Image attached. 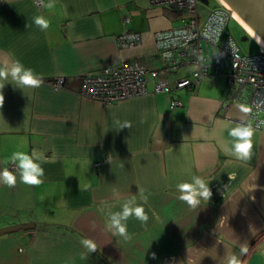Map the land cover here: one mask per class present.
I'll list each match as a JSON object with an SVG mask.
<instances>
[{"label":"crops","instance_id":"0c3cea01","mask_svg":"<svg viewBox=\"0 0 264 264\" xmlns=\"http://www.w3.org/2000/svg\"><path fill=\"white\" fill-rule=\"evenodd\" d=\"M185 16L148 0H43L40 8L0 0V69L18 60L43 80L38 88L0 81V170L14 165L17 177L13 188L0 182V227L34 224L0 235V264H229L233 256L264 264V133L251 128L249 158H238L229 133L244 126L235 119L245 109L222 107L227 82L224 89L218 75L153 93L149 81L148 94L108 104L79 95L84 73L132 59L158 67L155 33ZM126 32L141 42L120 47ZM60 76L64 85L54 88ZM173 99L181 104L171 107ZM16 151L41 165V184L20 182L9 159ZM201 183L208 199H180L178 185L200 192ZM125 205L142 207L146 219H121V234L112 217Z\"/></svg>","mask_w":264,"mask_h":264},{"label":"built area","instance_id":"2783aa9c","mask_svg":"<svg viewBox=\"0 0 264 264\" xmlns=\"http://www.w3.org/2000/svg\"><path fill=\"white\" fill-rule=\"evenodd\" d=\"M41 7L43 0H33ZM150 5L172 7L184 13L185 19L176 27L155 33V50L159 66L151 68L136 59L120 62L112 67L81 75L79 95L108 104L144 96L149 93L147 85L152 83V92H171L193 89L205 79L221 74L227 66V92L222 107L237 104L245 114L235 121L264 133V49L258 45L255 53L242 50L229 29L234 19L232 10L222 2L201 12L200 0H148ZM120 47H132L141 42L137 32H126L117 37ZM181 69L171 83L169 75ZM64 77L53 81L54 88L64 85ZM172 100L170 106L180 105ZM104 161H98V168ZM9 165V170H15Z\"/></svg>","mask_w":264,"mask_h":264},{"label":"clouds","instance_id":"9594fccd","mask_svg":"<svg viewBox=\"0 0 264 264\" xmlns=\"http://www.w3.org/2000/svg\"><path fill=\"white\" fill-rule=\"evenodd\" d=\"M33 21L41 31H46L50 27V21L42 15H36L33 17ZM18 84L29 87L38 88L41 86L43 80L42 77L34 73L31 68H24V66L17 60L13 63L12 67L8 70L0 69V81L7 80L8 77ZM4 84L0 82V108L4 105V95L2 89ZM244 110L243 108L241 109ZM121 127H131V123L125 121L120 125ZM230 136L234 138L233 149L240 159H248L250 152L252 150V136L253 130L249 126H238L233 128ZM9 159L13 161H18V168L21 170L19 173L20 182L29 186H38L42 183L41 177L44 175V170L40 164L36 163L32 156L25 152L16 151L13 152ZM0 182L6 185L8 188H13L17 184L16 175L9 171L7 168L0 170ZM200 183L199 181H197ZM201 188L203 191L197 192L190 184H180L178 185V190L181 192L180 199L187 201L189 204L196 203L195 197L202 196L204 199H208L211 195L207 186L201 183ZM255 190V187L253 188ZM135 215L136 218L145 220L144 209L142 207L129 208L127 205L124 206L123 213L117 214L112 217L114 225L117 227L121 234L126 233V225L120 223L121 219L126 220L129 216ZM86 247L90 251H95L96 245L91 240L83 241ZM246 251V249L244 250ZM229 264H239V261L235 256L229 259Z\"/></svg>","mask_w":264,"mask_h":264},{"label":"water","instance_id":"95a60500","mask_svg":"<svg viewBox=\"0 0 264 264\" xmlns=\"http://www.w3.org/2000/svg\"><path fill=\"white\" fill-rule=\"evenodd\" d=\"M221 2L220 0H217ZM264 43V0H222ZM237 21V20H236ZM238 22V21H237ZM33 223H16L0 227V235L33 227Z\"/></svg>","mask_w":264,"mask_h":264},{"label":"rangeland","instance_id":"374dc122","mask_svg":"<svg viewBox=\"0 0 264 264\" xmlns=\"http://www.w3.org/2000/svg\"><path fill=\"white\" fill-rule=\"evenodd\" d=\"M217 0H200L201 8H208L213 7L216 5ZM238 23V22H237ZM233 20L229 22V29L234 36V38L239 43L240 47L243 51L249 52V53H255L258 50V43L247 34V32L244 30L241 25L237 24ZM227 66L223 65L221 68V74L218 76V79L220 80V83L223 84L224 89H226V71Z\"/></svg>","mask_w":264,"mask_h":264},{"label":"bare ground","instance_id":"6f19581e","mask_svg":"<svg viewBox=\"0 0 264 264\" xmlns=\"http://www.w3.org/2000/svg\"><path fill=\"white\" fill-rule=\"evenodd\" d=\"M222 3H224L222 0H220ZM232 14L234 18L238 21V23L241 25V27L244 28V30L247 32L249 36H251L257 43L258 45L261 46L262 49H264V43H262L256 36L255 34L250 30V28L242 21V19L234 12L232 11Z\"/></svg>","mask_w":264,"mask_h":264},{"label":"trees","instance_id":"16d2710c","mask_svg":"<svg viewBox=\"0 0 264 264\" xmlns=\"http://www.w3.org/2000/svg\"><path fill=\"white\" fill-rule=\"evenodd\" d=\"M216 4H218V2L216 1ZM234 22H236L237 23V21L236 20H234V19H232ZM238 24V23H237ZM239 25V24H238Z\"/></svg>","mask_w":264,"mask_h":264}]
</instances>
